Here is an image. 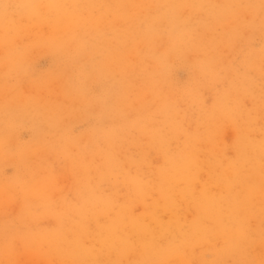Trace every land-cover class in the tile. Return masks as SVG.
<instances>
[{"label":"clouds","instance_id":"clouds-1","mask_svg":"<svg viewBox=\"0 0 264 264\" xmlns=\"http://www.w3.org/2000/svg\"><path fill=\"white\" fill-rule=\"evenodd\" d=\"M0 264H264V0H0Z\"/></svg>","mask_w":264,"mask_h":264}]
</instances>
